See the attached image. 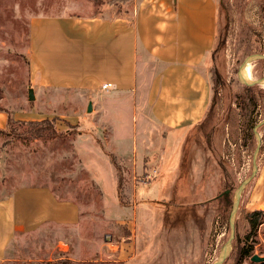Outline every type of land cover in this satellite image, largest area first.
Wrapping results in <instances>:
<instances>
[{
  "label": "rangeland",
  "instance_id": "obj_1",
  "mask_svg": "<svg viewBox=\"0 0 264 264\" xmlns=\"http://www.w3.org/2000/svg\"><path fill=\"white\" fill-rule=\"evenodd\" d=\"M131 1L0 0V200L19 186H45L80 212L74 226L14 235L0 264H213L228 239L232 193L249 178L223 264H264L251 261L264 258V217L250 235L246 219L251 211L264 213V84L237 78L245 58L264 54V0H215V43L204 63L210 102L201 125L179 140L173 173L179 187L173 176L158 186L165 130L153 120L147 94L159 62L143 56L134 92L105 107L94 127L61 117L93 116L89 99L76 90H33L28 100L32 18L90 16L112 5L121 11ZM248 68L250 80L264 78V58ZM7 113L14 122L7 124ZM113 115L122 123L108 122ZM42 120H52L54 135L21 123ZM114 131L134 138L116 139ZM225 188L230 194L220 198ZM242 249L249 254L240 257Z\"/></svg>",
  "mask_w": 264,
  "mask_h": 264
},
{
  "label": "crops",
  "instance_id": "obj_2",
  "mask_svg": "<svg viewBox=\"0 0 264 264\" xmlns=\"http://www.w3.org/2000/svg\"><path fill=\"white\" fill-rule=\"evenodd\" d=\"M216 15L215 0H132L121 11L112 5L90 16L64 13L32 18L28 47L32 90L83 93L92 105L93 116L61 117L70 125L94 127V117L105 107L134 92L143 56L159 62L147 103L153 120L165 130L156 169L163 173L158 176V186L162 187L178 170L179 140L201 125L210 102L204 63L215 43ZM103 84L111 86L101 90ZM2 121L0 114V127ZM107 121L122 123L117 115ZM132 134L112 132L116 139L134 138ZM101 170L106 171L104 167ZM112 173L110 170L111 177ZM179 179L173 182L177 181L178 187ZM116 195L113 190L110 198ZM79 218L75 202L58 198L45 186L15 188L0 200V258L14 235L45 225L74 226Z\"/></svg>",
  "mask_w": 264,
  "mask_h": 264
},
{
  "label": "water",
  "instance_id": "obj_3",
  "mask_svg": "<svg viewBox=\"0 0 264 264\" xmlns=\"http://www.w3.org/2000/svg\"><path fill=\"white\" fill-rule=\"evenodd\" d=\"M262 58H264V54H262V55L253 54V55L248 56L247 58L244 59V61L242 62V64L240 65V67L237 70V78H238L239 82H241L242 84H245V85H249V86L256 85V84H264V78H259L257 80H244L240 76V72H241L242 67H244L245 65L248 66V64H250L251 62H253L257 59H262ZM28 100L29 101L34 100V94H33L32 88L28 89ZM91 108H92V105L89 102L88 106H87V112H91ZM256 128H257V126H255L254 129H256ZM256 139H257V145L255 147L254 159H255V156H256L258 149H259L258 138L256 137ZM253 171H255V166H254ZM249 180H250V178L247 179L246 181H244L243 183H241L240 185H238L232 193V201H231V207H230V213H229V235H228V239H227L217 261L214 262L213 264H223V262L227 259V257L229 256V254L232 250V240L234 238V231H235V223L234 222H235L236 207H237V204L239 201L240 194L242 193L243 189L248 184ZM222 194L228 195L229 191H224ZM251 261L263 262L264 258L258 257L257 255H253L251 257Z\"/></svg>",
  "mask_w": 264,
  "mask_h": 264
},
{
  "label": "trees",
  "instance_id": "obj_4",
  "mask_svg": "<svg viewBox=\"0 0 264 264\" xmlns=\"http://www.w3.org/2000/svg\"><path fill=\"white\" fill-rule=\"evenodd\" d=\"M118 1L122 2V3H127L130 0H118ZM211 53H212V51H211ZM11 122H14L12 114L11 113H7V124H9ZM21 123H24V124H27V125H32V126H38L39 129H44V130L48 131V133H50V134H53L54 131H55L54 128H53L52 120H42L40 122H21ZM0 131H2V129H0ZM118 188H119V185H118ZM224 191H229V194H230V190L229 189L225 188ZM222 193L219 195L220 198L221 197H227L229 195V194L228 195H223ZM263 217H264V213L262 211H257V210L256 211H251V212L246 214V219H247V222H248V225H249V229H250L248 235H250L251 232L252 233L255 232L257 226L261 223ZM248 254H249L248 250L242 249V250H240L239 256L242 257L243 255H248Z\"/></svg>",
  "mask_w": 264,
  "mask_h": 264
},
{
  "label": "bare ground",
  "instance_id": "obj_5",
  "mask_svg": "<svg viewBox=\"0 0 264 264\" xmlns=\"http://www.w3.org/2000/svg\"><path fill=\"white\" fill-rule=\"evenodd\" d=\"M240 76L244 80H250L248 66L245 65L244 67L241 68Z\"/></svg>",
  "mask_w": 264,
  "mask_h": 264
},
{
  "label": "built area",
  "instance_id": "obj_6",
  "mask_svg": "<svg viewBox=\"0 0 264 264\" xmlns=\"http://www.w3.org/2000/svg\"><path fill=\"white\" fill-rule=\"evenodd\" d=\"M110 84H103L102 86H101V90H108L109 88H110Z\"/></svg>",
  "mask_w": 264,
  "mask_h": 264
}]
</instances>
